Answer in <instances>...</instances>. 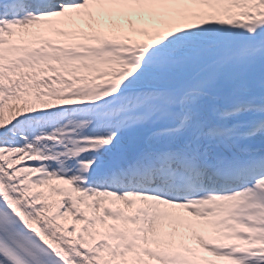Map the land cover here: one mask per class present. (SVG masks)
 <instances>
[{
	"label": "snow or ice",
	"instance_id": "snow-or-ice-1",
	"mask_svg": "<svg viewBox=\"0 0 264 264\" xmlns=\"http://www.w3.org/2000/svg\"><path fill=\"white\" fill-rule=\"evenodd\" d=\"M0 264H264V0H0Z\"/></svg>",
	"mask_w": 264,
	"mask_h": 264
}]
</instances>
